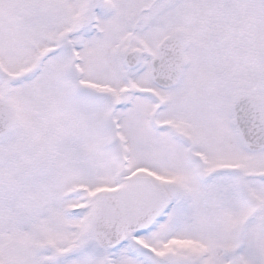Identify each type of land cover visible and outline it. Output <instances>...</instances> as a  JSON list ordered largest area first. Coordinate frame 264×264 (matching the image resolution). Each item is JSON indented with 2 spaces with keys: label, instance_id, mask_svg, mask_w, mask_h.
Returning a JSON list of instances; mask_svg holds the SVG:
<instances>
[{
  "label": "snow or ice",
  "instance_id": "obj_1",
  "mask_svg": "<svg viewBox=\"0 0 264 264\" xmlns=\"http://www.w3.org/2000/svg\"><path fill=\"white\" fill-rule=\"evenodd\" d=\"M0 264H264V0H0Z\"/></svg>",
  "mask_w": 264,
  "mask_h": 264
}]
</instances>
